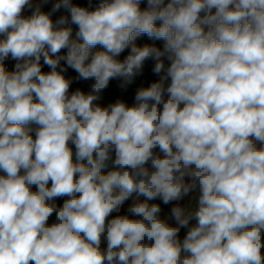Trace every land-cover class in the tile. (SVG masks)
<instances>
[{
  "label": "clouds",
  "instance_id": "9594fccd",
  "mask_svg": "<svg viewBox=\"0 0 264 264\" xmlns=\"http://www.w3.org/2000/svg\"><path fill=\"white\" fill-rule=\"evenodd\" d=\"M0 264H264V0H0Z\"/></svg>",
  "mask_w": 264,
  "mask_h": 264
},
{
  "label": "trees",
  "instance_id": "16d2710c",
  "mask_svg": "<svg viewBox=\"0 0 264 264\" xmlns=\"http://www.w3.org/2000/svg\"><path fill=\"white\" fill-rule=\"evenodd\" d=\"M73 2L76 3V4H80L82 6H87V0H73ZM97 2H98V0H93V4L94 5ZM141 7L142 8L146 7V3H142ZM49 8H50V5L46 6L44 10L47 11ZM61 14H64L63 11H61L60 13L55 14L53 16V19L55 20ZM72 27H73V30H74L73 31V36H75L76 28H75V26H72ZM136 43L139 44V45H143L144 43H150V44L151 43H156L158 46H162V42L150 41V40H148L147 37H142V38L138 39L136 41ZM97 50H102V49L97 47V49H93V52L97 51ZM125 55H127V51L124 54H122L120 59H123V56H125ZM14 64H15V61H12L9 58V60H7L5 62L6 69L9 70V71L13 70L14 69ZM166 64H167V61H166ZM151 66H152V62H148V64L146 65L145 74L143 76L137 77L134 80L133 84L128 86L126 91L121 90L119 88V84H120L121 81H119V80L110 81V85H109L108 89H106L102 93V100L104 101V103L107 105L109 103H114L117 99H123L127 104L132 105L134 103V95H135V92L137 91V89L139 87L148 86V84L152 80L158 79V77H155V76H153L151 74V72H150ZM45 70H47V69H45ZM68 75H74V74L71 71H69ZM91 83L92 82L89 81V82H86V83H82L80 85H73V89L75 87L79 86V87H82L85 91H88L89 90V85ZM30 127L33 129V133L32 134L34 136V134H35L34 130L36 128V125H30ZM73 152H75L74 146H73ZM33 190H35V189H33ZM141 199H143V198H141ZM61 200H63V199H60V200H57V201L59 202ZM161 207H162V213H161L162 217H167L169 215V213H168L169 205L165 206V205L162 204ZM184 235H185V230H181V233H180L181 238H183Z\"/></svg>",
  "mask_w": 264,
  "mask_h": 264
},
{
  "label": "rangeland",
  "instance_id": "374dc122",
  "mask_svg": "<svg viewBox=\"0 0 264 264\" xmlns=\"http://www.w3.org/2000/svg\"><path fill=\"white\" fill-rule=\"evenodd\" d=\"M25 15H30V12H25ZM98 103L102 104L103 106H106V104L104 103V101L101 99L100 101H98ZM193 195L195 194H190L189 197H186L184 199V201H181V204H187L190 200L192 201V206H195V201L192 199ZM57 203L58 206L62 205L63 200L61 201H55ZM131 203V200L127 201L124 205V207L121 210V214H123L126 211V208L128 207V205ZM172 205H169V209H168V213H170V208ZM115 215V214H113ZM55 220V216L53 215V217L50 218L49 223H52ZM102 247H106V242L102 243Z\"/></svg>",
  "mask_w": 264,
  "mask_h": 264
}]
</instances>
